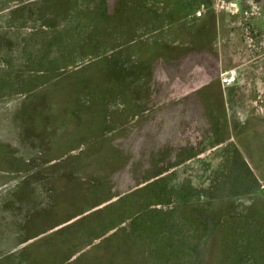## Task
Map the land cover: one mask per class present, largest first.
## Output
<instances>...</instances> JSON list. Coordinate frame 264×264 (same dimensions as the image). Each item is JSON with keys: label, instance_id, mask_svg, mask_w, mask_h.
<instances>
[{"label": "rangeland", "instance_id": "1", "mask_svg": "<svg viewBox=\"0 0 264 264\" xmlns=\"http://www.w3.org/2000/svg\"><path fill=\"white\" fill-rule=\"evenodd\" d=\"M96 1L0 0V264L75 257L89 238L64 237L83 213L68 202L85 185L107 243L90 264H250L230 260L264 247V0ZM184 70L214 71L239 107L220 145L173 167L160 98ZM55 121L72 142L52 140Z\"/></svg>", "mask_w": 264, "mask_h": 264}, {"label": "crops", "instance_id": "2", "mask_svg": "<svg viewBox=\"0 0 264 264\" xmlns=\"http://www.w3.org/2000/svg\"><path fill=\"white\" fill-rule=\"evenodd\" d=\"M112 3L109 2V9L111 8ZM116 4V3H115ZM115 7V5H114ZM114 8L111 9L113 11ZM181 50V51H180ZM183 51L182 48L176 49L174 53L175 60L178 61L179 56L181 55V52ZM77 59V58H75ZM74 59V60H75ZM73 60V61H74ZM147 63L152 61L151 59H144ZM185 74H180L178 72L174 73H167V71L164 73L166 75V78H173V82L169 87H166V91H163L165 96L164 98H160V106L163 111V113H159L160 118V129H159V135L160 141L162 142L164 140L163 136H171V138H167L170 141L173 140L174 146L166 145L162 150H169L174 149L177 153L173 155V162L171 163V166L179 167L185 162H189V160H192L195 157H199V153L193 154L192 151L196 150L193 143H206L205 149L214 148L215 146H218L221 144V140L215 139L216 134V125H222L223 129L225 128L226 122L225 118L228 120V130L230 132V114H228L232 109H236L239 106H237L236 102L227 100L226 93L230 94L229 90H225L224 88L220 89L219 86H215V78L216 74L214 71L208 72H201L200 76L204 78L203 83L199 86H192L191 84L194 83L196 79H198L200 76L193 72L192 70H184ZM168 74V75H167ZM144 78H148V74L145 75ZM186 81V82H185ZM69 86L62 85V89L67 90ZM144 93V97L142 99L144 108L146 105L149 106L150 104V98H148ZM127 98H130V93H126ZM229 98V97H228ZM57 120V119H56ZM56 121L54 124L51 122H48L47 125H53L54 128V136L52 135V140L56 142L61 143H68V141H73V139L67 137V134H64L62 132H59L57 129V123ZM173 136V138H172ZM230 136V133H229ZM215 141H218V144H215ZM220 142V143H219ZM210 143V145H209ZM64 147V146H61ZM194 148L193 150H191ZM179 151H188L187 155L185 156H179ZM96 151V150H95ZM64 153V152H63ZM63 153H59L56 155L51 156L48 162H52L51 165L62 163L63 156L66 155ZM63 154V155H62ZM182 154V153H181ZM163 156V155H162ZM170 159L172 158L171 155ZM97 157V154H96ZM178 158L182 160H177ZM169 159V158H168ZM184 160V161H183ZM62 168H57L56 171L52 169V174L48 175L54 178L55 174H62L67 172V170L64 168V162L62 163ZM169 166V167H171ZM171 169V168H170ZM169 169H162L155 173H166ZM78 189L79 187L75 185ZM86 185L82 186L83 193H79V191L73 192L72 196L69 198V200L72 199L71 207L73 205L75 206H83L85 205L84 199V193H85ZM81 199V200H80ZM97 204V203H96ZM102 203H98V205H101ZM82 212L80 213L81 216L85 214L88 209L82 208ZM80 216V217H81ZM76 220V218H74ZM73 220L72 218L70 221ZM58 226H53V228H57ZM262 232L263 231H258ZM264 235V234H262ZM242 244H244L242 242ZM238 247V252H236L235 256H232L233 261L230 260V262H235V259L238 260V262L243 263L244 261L249 262L250 264H253L252 260H254V264H264V247L255 248L254 256H246L245 251L243 248L244 245ZM263 246V245H262ZM247 250V249H246ZM227 260V258H226ZM248 264V263H247Z\"/></svg>", "mask_w": 264, "mask_h": 264}, {"label": "trees", "instance_id": "3", "mask_svg": "<svg viewBox=\"0 0 264 264\" xmlns=\"http://www.w3.org/2000/svg\"><path fill=\"white\" fill-rule=\"evenodd\" d=\"M121 3H123V0H122V2L120 1V4ZM94 5H95V8H97L98 13H101L104 15L109 14L110 9H109V1L108 0H98V2L96 1ZM111 16H113V15H111ZM101 51H103V50H100L99 54L101 53ZM95 186L91 187V186L86 185V189H85V193H84L85 194L84 199L87 200V197L90 196L91 201L85 202V205H83L81 207L88 209V211H91V209L100 206V205H98V203L96 204L97 201H100L99 203H102V204L104 203V202H102L101 197L94 196V192H96ZM100 189L101 188H99V190ZM100 191H98L99 194H100ZM100 196H101V194H100ZM110 197H111V195H110ZM88 203H90V204H88ZM87 212L85 213V215L81 216L80 220H76L75 222L69 224V225H71V226H69L70 230L68 232L64 231V233H65L64 237L66 239L67 238L70 239L71 237L72 238L75 237V239L87 237V238H89V240H87L84 243V245H82V246L80 245L82 248H80L77 252H75L76 253L75 257H73V258L68 257L66 259V261L62 264H90V262L93 260L92 257H90L92 254L91 252H94L99 248L94 243V241L97 239L99 240V239L104 238L103 236L106 234V232H104L101 227H98V226L93 227V224H92L93 219H91V218H94V217L91 216L92 214H90V212L88 214H87ZM66 230H67V228H66ZM62 231H63V229H62ZM124 232H125V228H124ZM76 237H79V238H76ZM126 237H127V234L125 235L124 238H126ZM99 241H100L99 243L102 244L103 247H104V244H107L106 238L99 240ZM103 247H101L100 249H102ZM105 248L106 247H104L103 249H105ZM112 257H113V255L111 252V256H110V258H108L109 264H111ZM158 260H159V258H158Z\"/></svg>", "mask_w": 264, "mask_h": 264}]
</instances>
